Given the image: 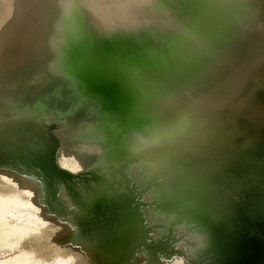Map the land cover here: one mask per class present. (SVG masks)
I'll use <instances>...</instances> for the list:
<instances>
[{
    "label": "water",
    "instance_id": "95a60500",
    "mask_svg": "<svg viewBox=\"0 0 264 264\" xmlns=\"http://www.w3.org/2000/svg\"><path fill=\"white\" fill-rule=\"evenodd\" d=\"M0 264H264V0H0Z\"/></svg>",
    "mask_w": 264,
    "mask_h": 264
}]
</instances>
